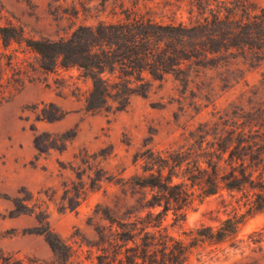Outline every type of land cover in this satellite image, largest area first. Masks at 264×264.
<instances>
[{
    "label": "rangeland",
    "instance_id": "374dc122",
    "mask_svg": "<svg viewBox=\"0 0 264 264\" xmlns=\"http://www.w3.org/2000/svg\"><path fill=\"white\" fill-rule=\"evenodd\" d=\"M264 4V0H258ZM143 16L168 23L186 21L177 0H0V24L20 27L27 38L59 39L79 25ZM221 54L214 65L185 62L187 81L172 74L153 81L146 97L133 95L120 111L85 110L91 82L76 67L44 70L40 57L23 42L0 40V264L7 258L51 261L53 252L32 229L38 217L76 251L75 261L94 264L90 245L94 224H104L96 205L116 212L149 197L150 191L122 185L140 172L134 155L147 148L185 143V136L207 120L233 121L241 113L264 111V54ZM66 114L38 120L44 103ZM75 131L64 149L39 152L35 135ZM44 138V137H43ZM16 199L23 213L14 212ZM242 192L220 189L187 209L183 222L166 224L189 241V231L218 225L246 213ZM40 215V216H39ZM264 226V211L245 215L237 239L192 251L193 264H264V243L250 235Z\"/></svg>",
    "mask_w": 264,
    "mask_h": 264
},
{
    "label": "trees",
    "instance_id": "16d2710c",
    "mask_svg": "<svg viewBox=\"0 0 264 264\" xmlns=\"http://www.w3.org/2000/svg\"><path fill=\"white\" fill-rule=\"evenodd\" d=\"M186 21L162 23L127 15L114 22L79 25L67 37L32 39L20 27L0 24V40L23 42L40 57L41 67H76L91 82L85 97L88 112L120 111L133 95L146 97L153 81L172 74L187 81L185 62L214 65L221 54H264V4L258 0H177ZM256 55V56H257ZM65 111L44 103L38 120L54 121ZM207 120L185 136V143L162 149L147 148L134 155L140 172L120 178L122 185L150 191L134 204L116 212L96 205L104 224H94L96 239L90 245L94 264H193L194 249L239 242L237 233L245 215L264 211V111L241 113L233 121ZM75 131L35 135L39 152L64 149ZM44 137V138H43ZM244 194L246 213L230 216L218 225H201L189 231L184 242L168 229L184 221L186 211L220 189ZM14 212L23 213L14 199ZM40 216V215H39ZM43 236L53 260L8 257L6 264H83L75 261L73 246L62 238L45 216L32 231ZM264 243V226L251 235Z\"/></svg>",
    "mask_w": 264,
    "mask_h": 264
}]
</instances>
